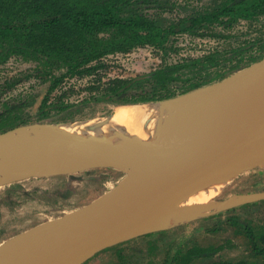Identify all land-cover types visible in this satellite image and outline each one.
I'll return each mask as SVG.
<instances>
[{
    "label": "trees",
    "instance_id": "1",
    "mask_svg": "<svg viewBox=\"0 0 264 264\" xmlns=\"http://www.w3.org/2000/svg\"><path fill=\"white\" fill-rule=\"evenodd\" d=\"M190 1L193 0H0V67L21 58L39 63L49 76V87L40 103L36 97L31 102L3 99L5 91L15 88L19 81H6L0 86L6 89L0 92V135L35 124L91 119L93 114L82 111L94 103L122 106L175 99L220 82L264 58V54L245 56L246 48L241 47L214 52L166 63L127 80L113 79L106 84H101V79L92 80L93 85L86 89L90 96L80 101L67 97L64 86L68 81L94 75L110 56L146 47L168 55L177 36L210 37L208 31L215 27L233 30L243 21L264 19V0H207L206 6H193ZM177 8L184 16H171ZM226 54L231 56L225 59ZM227 61L232 64L225 66ZM220 222L241 228L237 233L250 241L254 260H212L203 264H264L263 227L257 233L249 221L235 216ZM225 248L223 244L178 247L156 264H197L214 258Z\"/></svg>",
    "mask_w": 264,
    "mask_h": 264
},
{
    "label": "water",
    "instance_id": "2",
    "mask_svg": "<svg viewBox=\"0 0 264 264\" xmlns=\"http://www.w3.org/2000/svg\"><path fill=\"white\" fill-rule=\"evenodd\" d=\"M229 86L228 99L223 108L213 113L211 126L200 127L196 134L186 135L183 142L145 162L125 159L123 151L109 141L88 143L80 151L68 148L20 153L0 148L2 156L19 161L32 158L54 167L47 172L20 170L11 181L70 173L59 170L61 165L81 167L79 171L116 169L128 173L112 191L86 207L3 244L34 238L43 241L14 264H85L103 251L161 230L164 227L159 225L175 214L203 210L205 207L179 206L182 199L207 184L212 176L235 170L245 153L264 148V59L219 83L168 100H180L207 89L225 91ZM19 129L0 137H9ZM257 167L256 163H248L239 172ZM263 200L264 191L243 195L238 201L227 199L221 205L234 208ZM41 228L47 232L35 234Z\"/></svg>",
    "mask_w": 264,
    "mask_h": 264
},
{
    "label": "rangeland",
    "instance_id": "3",
    "mask_svg": "<svg viewBox=\"0 0 264 264\" xmlns=\"http://www.w3.org/2000/svg\"><path fill=\"white\" fill-rule=\"evenodd\" d=\"M190 3L193 6L209 5L207 0H193ZM184 14L177 8L171 16L180 17ZM208 33V35H212L210 37L190 34L177 36L168 55L158 49L146 47L129 54L110 56L94 75L86 79L68 81L64 90L68 91L67 97L70 100L80 101L90 96L86 89L89 85H93L92 80L101 79V84H106L113 79L127 80L157 70L166 63L173 64L183 59L200 58L214 52L225 53L240 47L246 48L245 56L260 57L264 54V19L254 23L243 21L233 30L215 27ZM230 56L226 54L225 59ZM230 63L229 61L225 62V66ZM45 71L43 67L39 68L37 62L13 58L0 67V86L6 81H19L20 83L9 91L1 87L0 92L6 90L3 99L19 98L31 102L36 97L40 103L49 87V83L46 82L49 76ZM117 108L118 106L113 104L94 103L87 106L82 112L86 115H94L88 120H105ZM2 110L3 108L0 106V112ZM44 124L51 125L50 123ZM35 126H39V124ZM33 127L23 129L30 130ZM127 175V172L116 169H91L10 182L3 181V176L0 175V246L2 247L7 241L36 227L59 220L86 207L112 191ZM205 186L206 184L201 188ZM231 190L236 192L231 193ZM198 191L186 196L181 202L185 203ZM263 191L264 169L257 167L243 170L209 204L195 205L205 208L199 212L189 211L188 214H192L189 220L179 225L164 227L146 236L110 248L85 264L162 263L172 250L178 247L187 249L194 244L203 246L223 244L226 246L225 250L214 258L200 261L197 264L212 260L239 261L245 258L254 260L250 241L246 236L237 233V230L241 231V228L235 229L233 226L221 224L220 221L227 220L231 216L240 217L242 220L249 221L250 226L256 227L257 233H260L262 230L260 227L264 228V200L249 203L241 208H229L226 205H221V202L226 201L232 195L254 194ZM195 206L185 207L193 208ZM179 207L185 208L181 205ZM213 207L215 208L212 209ZM218 222L221 225L213 226ZM224 227L227 229L224 230ZM214 228H222V231L210 232Z\"/></svg>",
    "mask_w": 264,
    "mask_h": 264
},
{
    "label": "bare ground",
    "instance_id": "4",
    "mask_svg": "<svg viewBox=\"0 0 264 264\" xmlns=\"http://www.w3.org/2000/svg\"><path fill=\"white\" fill-rule=\"evenodd\" d=\"M231 87L225 91L203 90L176 101L118 106L114 114L105 120L92 119L58 125H39L30 130L19 129L9 137H0V148L20 153L68 148L80 151L88 143L101 144L109 141L123 151L125 159L145 162L183 142L186 135L196 134L200 127L211 126L213 113L223 108ZM248 163H256L264 169V148L245 153L235 170H226L212 176L205 187L197 190L185 203L181 202V206L209 204L236 178L239 169ZM80 168L61 165L58 169L63 172H78ZM52 169L53 165L41 164L32 158L19 161L7 155L2 156L0 152V174L5 182L14 179L16 172L20 170L47 172ZM188 212L175 214L159 227L179 225L189 220L192 214ZM46 232L45 228L35 230V234ZM42 242L34 238L17 244L12 241L0 247V264L16 263Z\"/></svg>",
    "mask_w": 264,
    "mask_h": 264
},
{
    "label": "crops",
    "instance_id": "5",
    "mask_svg": "<svg viewBox=\"0 0 264 264\" xmlns=\"http://www.w3.org/2000/svg\"><path fill=\"white\" fill-rule=\"evenodd\" d=\"M113 114H114V113H113ZM113 114H112V115H113ZM109 117H110V116H109ZM242 196H243V195H240V194L232 195V196H230L229 199H231L232 201H234V200L237 199V201H238ZM247 205H249V204L236 205V207H234V208H241V207H245V206H247Z\"/></svg>",
    "mask_w": 264,
    "mask_h": 264
}]
</instances>
